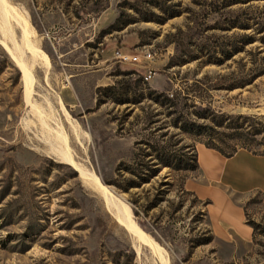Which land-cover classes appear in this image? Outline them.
<instances>
[{
  "label": "rangeland",
  "instance_id": "1",
  "mask_svg": "<svg viewBox=\"0 0 264 264\" xmlns=\"http://www.w3.org/2000/svg\"><path fill=\"white\" fill-rule=\"evenodd\" d=\"M7 1L49 66L33 67L31 87L0 46V264L157 262L77 171L41 149L34 89L62 99L90 137L86 155L73 153L168 264H264V193L241 201L251 238L229 242L193 191L200 145L264 154V0ZM138 78L137 93L170 102L97 104V88Z\"/></svg>",
  "mask_w": 264,
  "mask_h": 264
},
{
  "label": "bare ground",
  "instance_id": "2",
  "mask_svg": "<svg viewBox=\"0 0 264 264\" xmlns=\"http://www.w3.org/2000/svg\"><path fill=\"white\" fill-rule=\"evenodd\" d=\"M19 9L7 0H0V46L32 87L36 84L32 74L33 67H36L38 62H43L46 67L49 63L47 56L41 52L36 43L35 31L27 15ZM35 90H33L35 99L33 98L29 104V113L36 118V131L33 132L36 133L39 139L37 143L43 147L41 149L44 153L69 165L79 173L85 185L100 196L113 220L131 236L138 253L141 246H145L151 250L153 258L157 261L156 264H168L169 260L165 252L150 236L144 235L139 230L129 207L114 196L92 170L86 168L85 161H80L81 159L79 160L73 153L72 146L79 154L86 155L90 137L71 119L62 99L60 97L53 99L48 93L43 94L42 90L37 93ZM37 101H41V106L46 107L45 111ZM56 106L59 108L58 111L55 109Z\"/></svg>",
  "mask_w": 264,
  "mask_h": 264
},
{
  "label": "crops",
  "instance_id": "3",
  "mask_svg": "<svg viewBox=\"0 0 264 264\" xmlns=\"http://www.w3.org/2000/svg\"><path fill=\"white\" fill-rule=\"evenodd\" d=\"M198 176L193 191L208 200L213 233L229 242L250 239L252 231L245 225L242 198L264 193V155L239 150L231 157L200 145L196 149Z\"/></svg>",
  "mask_w": 264,
  "mask_h": 264
},
{
  "label": "trees",
  "instance_id": "4",
  "mask_svg": "<svg viewBox=\"0 0 264 264\" xmlns=\"http://www.w3.org/2000/svg\"><path fill=\"white\" fill-rule=\"evenodd\" d=\"M141 82H142V80L140 78H138L137 80L131 81L125 87H123V86L119 87V83L114 85V86H109V87H104V88L99 87L96 90L97 104L103 103V98H105L106 100H109L112 103L117 104V105H123V104H127V103H132L133 105H138L144 99L152 100L156 103H159L160 105L161 104L167 105L166 103L170 102V100L168 98L164 99L165 102L160 101V97L159 96H153V95H155V93L152 91H149V90H148V93L145 95L142 94L141 92L137 93ZM205 147L219 152L224 157H231L237 152V151H234V153L226 156L224 153H222L218 149H215L213 147H209L206 145H205ZM262 155H264V154H262Z\"/></svg>",
  "mask_w": 264,
  "mask_h": 264
},
{
  "label": "built area",
  "instance_id": "5",
  "mask_svg": "<svg viewBox=\"0 0 264 264\" xmlns=\"http://www.w3.org/2000/svg\"><path fill=\"white\" fill-rule=\"evenodd\" d=\"M118 58L121 62H135V61H137V58H129V57L123 56L121 54H119Z\"/></svg>",
  "mask_w": 264,
  "mask_h": 264
}]
</instances>
